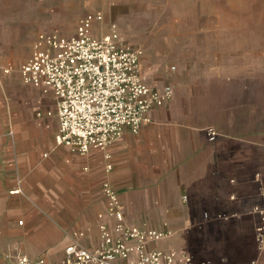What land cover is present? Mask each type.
<instances>
[{"label":"crops","instance_id":"obj_1","mask_svg":"<svg viewBox=\"0 0 264 264\" xmlns=\"http://www.w3.org/2000/svg\"><path fill=\"white\" fill-rule=\"evenodd\" d=\"M225 39L222 49L206 47L198 66L180 68L169 83L174 96L139 133L126 129L111 145L110 171L103 151L83 156L57 143L58 119L37 115L55 101L37 88L27 85L29 102L15 120L0 109V264L17 252L60 260L75 231L95 248L99 215L114 222L105 179L118 188L128 225L173 231L157 248L184 251L195 264H264L256 241L264 212V34ZM160 84L149 85H168Z\"/></svg>","mask_w":264,"mask_h":264},{"label":"built area","instance_id":"obj_2","mask_svg":"<svg viewBox=\"0 0 264 264\" xmlns=\"http://www.w3.org/2000/svg\"><path fill=\"white\" fill-rule=\"evenodd\" d=\"M105 23L103 14L88 13L72 37L60 30L38 34L21 73L26 85L55 101V109L37 115L58 119L57 143L83 156L94 149L103 151L110 171L111 145L126 129L139 133L151 121L150 112L165 106L174 96V87L149 85L141 68L142 49L122 39L116 21L107 22L109 31L99 34ZM2 69L11 73L13 66ZM209 133L215 140L216 131L211 129ZM102 189L114 222L99 215L95 248L82 245L80 239L86 233L75 231L60 260L17 252L8 254L5 264H195L194 257L184 251L155 246L173 235L171 229L128 225L118 188L105 179ZM256 241L264 253V212Z\"/></svg>","mask_w":264,"mask_h":264},{"label":"rangeland","instance_id":"obj_3","mask_svg":"<svg viewBox=\"0 0 264 264\" xmlns=\"http://www.w3.org/2000/svg\"><path fill=\"white\" fill-rule=\"evenodd\" d=\"M88 13L105 16L99 34L116 21L122 39L142 49V73L152 85L172 84L180 68L198 66L210 54L203 50L222 49L229 35L264 34V0H0V109L12 120L29 102L21 65L38 34L72 37ZM2 56L14 64L11 73Z\"/></svg>","mask_w":264,"mask_h":264}]
</instances>
